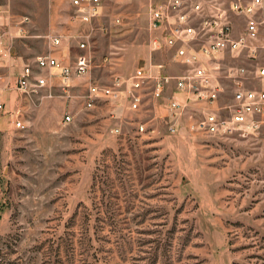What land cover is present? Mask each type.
<instances>
[{
  "label": "rangeland",
  "instance_id": "374dc122",
  "mask_svg": "<svg viewBox=\"0 0 264 264\" xmlns=\"http://www.w3.org/2000/svg\"><path fill=\"white\" fill-rule=\"evenodd\" d=\"M53 1L0 0L17 35L16 72L48 51L46 35L62 25ZM148 1L102 0L98 24L116 15L122 24L94 38V79L109 84L112 72L127 77L149 62L180 73L170 53L150 51ZM112 52L111 69L103 59ZM85 81L74 80L72 97L58 88L6 94L0 264H264V122L245 135L191 132L188 116L156 112L150 94L137 111L107 100L87 109ZM18 108L24 127L11 115Z\"/></svg>",
  "mask_w": 264,
  "mask_h": 264
},
{
  "label": "built area",
  "instance_id": "2783aa9c",
  "mask_svg": "<svg viewBox=\"0 0 264 264\" xmlns=\"http://www.w3.org/2000/svg\"><path fill=\"white\" fill-rule=\"evenodd\" d=\"M64 1L71 6L69 19L79 30L73 35L52 30L46 35L48 51L17 72L13 69L17 35L4 23L0 11V112L6 111V94L13 87L25 94L46 90L49 96L58 88L72 97L74 80L79 77L86 80V90L80 96L87 109L107 100L137 111L150 94L156 112L188 116L191 132L245 135L264 122V64L259 61L264 49V0H149L150 51L170 53L180 73H156L149 62L138 64L127 77L112 72L111 84L92 76L93 69L102 64H96L91 38L96 30L112 33L113 27L122 24L120 16H114L110 26L97 25L104 16L102 0ZM27 23L29 17H22L20 32ZM80 25L89 26V30ZM68 38L77 39L83 50L73 65L53 54ZM113 60L112 52L104 57L103 65L112 68ZM227 94L228 102H222ZM11 115L16 126H25L19 108L11 110ZM71 118L67 114L65 121ZM137 128L142 132L148 129L144 122H138ZM170 129L175 131V126Z\"/></svg>",
  "mask_w": 264,
  "mask_h": 264
},
{
  "label": "crops",
  "instance_id": "0c3cea01",
  "mask_svg": "<svg viewBox=\"0 0 264 264\" xmlns=\"http://www.w3.org/2000/svg\"><path fill=\"white\" fill-rule=\"evenodd\" d=\"M65 3H66V7L63 6L61 3H56V1H55V3H54V1L49 3L51 13L52 12L55 13L56 14L55 18L57 20L61 19V21L63 22L62 25H60L59 27L54 26L52 24L51 30L58 29V30L62 31L63 33L73 35L74 33H76L79 30V28L75 22L70 21L69 13L72 11V8L68 2H65ZM61 7L62 8L64 7V10H60ZM98 22H96V24H98ZM80 28L82 30H89V26H87V25H80ZM98 32L101 33V31H98V30L94 31L93 36L91 38V44H92L93 50H94V47H93L94 46V38L98 35ZM82 52H83V50L78 48L77 39L68 38V39H64L62 47L60 49L53 51V54L55 56H57L58 58H60L61 60H63V62L65 64L73 65L76 55H78L79 53H82ZM111 83H112V80L109 84H111ZM85 90H86V86H85ZM152 104L154 106L153 98H152Z\"/></svg>",
  "mask_w": 264,
  "mask_h": 264
}]
</instances>
